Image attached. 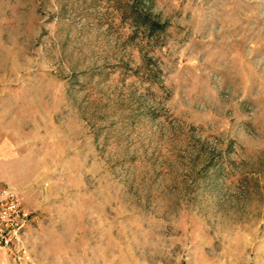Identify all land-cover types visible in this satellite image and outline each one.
<instances>
[{
	"label": "rangeland",
	"instance_id": "obj_1",
	"mask_svg": "<svg viewBox=\"0 0 264 264\" xmlns=\"http://www.w3.org/2000/svg\"><path fill=\"white\" fill-rule=\"evenodd\" d=\"M0 156L39 264H264V0H0Z\"/></svg>",
	"mask_w": 264,
	"mask_h": 264
},
{
	"label": "built area",
	"instance_id": "obj_2",
	"mask_svg": "<svg viewBox=\"0 0 264 264\" xmlns=\"http://www.w3.org/2000/svg\"><path fill=\"white\" fill-rule=\"evenodd\" d=\"M30 214L18 191L0 189V250L5 253L7 264H39L25 240Z\"/></svg>",
	"mask_w": 264,
	"mask_h": 264
},
{
	"label": "crops",
	"instance_id": "obj_3",
	"mask_svg": "<svg viewBox=\"0 0 264 264\" xmlns=\"http://www.w3.org/2000/svg\"><path fill=\"white\" fill-rule=\"evenodd\" d=\"M10 163H12L11 158L8 159V157L0 156V168L4 165H8V164L10 165ZM10 173L11 171L2 172V170L0 169V189L3 188L4 186L13 188L17 191H19V189H22L23 191L21 192L20 190L19 193L22 197L24 206L27 208V206L30 204L29 191L26 188H24L23 184H20L19 181H16L14 178H12ZM0 264H7V257L5 253L1 250H0Z\"/></svg>",
	"mask_w": 264,
	"mask_h": 264
},
{
	"label": "trees",
	"instance_id": "obj_4",
	"mask_svg": "<svg viewBox=\"0 0 264 264\" xmlns=\"http://www.w3.org/2000/svg\"><path fill=\"white\" fill-rule=\"evenodd\" d=\"M148 22V21H147ZM149 23V22H148ZM152 27H155L156 28V26H154L152 23L150 24Z\"/></svg>",
	"mask_w": 264,
	"mask_h": 264
}]
</instances>
